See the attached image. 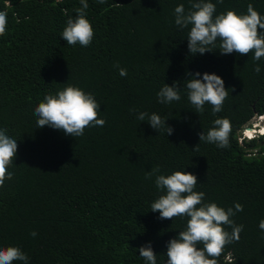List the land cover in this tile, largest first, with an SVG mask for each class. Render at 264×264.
Segmentation results:
<instances>
[{"label": "trees", "instance_id": "obj_1", "mask_svg": "<svg viewBox=\"0 0 264 264\" xmlns=\"http://www.w3.org/2000/svg\"><path fill=\"white\" fill-rule=\"evenodd\" d=\"M192 2L87 0L94 37L84 47L62 39L80 0H0V11L7 13L0 34V130L18 142L7 169L11 179L0 186V249L20 248L27 264H146L138 249L151 243L157 264H167V244L190 218L161 220L151 212L165 193L156 176L146 174L159 167L165 176L195 175L203 203L232 208L230 219L243 225L218 264H264V137L239 139L253 118L264 115V57L221 55L219 39L213 52L193 56L191 26L175 24V8L183 4L187 13ZM208 2L216 5L214 16L247 14L251 3L264 17V0ZM189 72L224 80L228 96L221 112L213 114L208 103L195 112L184 85ZM174 82H180L181 99L159 103L157 93ZM69 84L95 97L103 127H88L76 138L38 128L35 108ZM140 112L158 114L173 134L154 130L147 118H137ZM218 118L231 124L226 148L199 138ZM236 204L243 210L236 211Z\"/></svg>", "mask_w": 264, "mask_h": 264}, {"label": "clouds", "instance_id": "obj_2", "mask_svg": "<svg viewBox=\"0 0 264 264\" xmlns=\"http://www.w3.org/2000/svg\"><path fill=\"white\" fill-rule=\"evenodd\" d=\"M104 4L106 0H97ZM222 3L223 0H218ZM81 8L76 9L75 18H69L62 32V39L68 45H79L87 47L94 37V30L86 18V9L89 7L87 0H80ZM216 5L208 0H193L191 10L187 13L183 4L175 8V24L180 28H188V49L194 56L213 52L212 48L220 41V54L228 55L237 53L249 55L254 52V59L259 61L264 57V17L254 9L250 3L247 14L238 15L234 11H227L215 15ZM7 25V13L0 11V34H3ZM211 46V47H210ZM118 67V66H117ZM261 68L256 66L255 72L259 74ZM119 74L127 75L126 69H119ZM191 79L186 80L184 85L188 90V99L195 108V112H203L205 103L212 105L213 114L222 111L223 103L228 96L224 80L216 74L196 72L187 73ZM158 102L170 104L179 101L180 82H174L172 86L165 84L157 93ZM100 105L92 94H86L79 87L68 85L57 94H48L44 100L35 108L38 117V128L48 126L60 130L74 138L84 135L88 127H103L105 120L98 118ZM148 124L154 130L165 129L167 136L173 134L174 129L167 125L158 114L149 115L140 112L137 117ZM263 128H254L251 122L245 126L239 135L240 141H250L264 137V115L256 116ZM258 123H255V126ZM255 129L254 135H247L249 129ZM231 124L227 118H218L214 126L205 134L200 133L201 142L214 143L220 148L229 146V135ZM197 145L194 151L199 150ZM18 151V142L6 134V130H0V186L5 179H11L7 169L11 165ZM159 167L153 168L146 174L150 179L156 176V187L165 194L160 195L151 205V212H158L159 219L173 220L178 216H187V228L179 232L176 238L167 244V264H218V258L225 246L232 241H238L243 225L236 226L230 217L235 215L232 208L225 210L215 203H203L205 194L194 189L198 179L187 171H175L171 175L158 174ZM236 211H242L240 204L235 205ZM232 227L229 233L223 227ZM259 228L264 230V220L259 223ZM31 235L35 237L36 232ZM203 245V247H198ZM139 255L146 264H157V254L152 244L148 243L138 249ZM28 257L18 247H7L0 249V264H13V261H24L27 264Z\"/></svg>", "mask_w": 264, "mask_h": 264}, {"label": "rangeland", "instance_id": "obj_3", "mask_svg": "<svg viewBox=\"0 0 264 264\" xmlns=\"http://www.w3.org/2000/svg\"><path fill=\"white\" fill-rule=\"evenodd\" d=\"M254 124V128H255V123H258V124H261V121H259L257 118H253L252 120H251V124ZM258 124L256 125V126H258ZM262 125H263V123H262ZM249 130H255V129H249ZM248 135V134H247Z\"/></svg>", "mask_w": 264, "mask_h": 264}, {"label": "bare ground", "instance_id": "obj_4", "mask_svg": "<svg viewBox=\"0 0 264 264\" xmlns=\"http://www.w3.org/2000/svg\"><path fill=\"white\" fill-rule=\"evenodd\" d=\"M258 127L263 128L262 123L261 124H258V126H255V128H258ZM255 131L256 130H248V133L247 134L250 135V136H252V135H254Z\"/></svg>", "mask_w": 264, "mask_h": 264}]
</instances>
